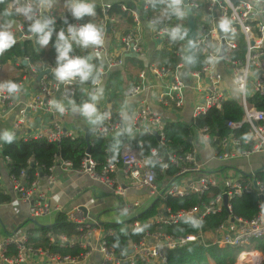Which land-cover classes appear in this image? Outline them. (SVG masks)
Segmentation results:
<instances>
[{
	"label": "built area",
	"instance_id": "1",
	"mask_svg": "<svg viewBox=\"0 0 264 264\" xmlns=\"http://www.w3.org/2000/svg\"><path fill=\"white\" fill-rule=\"evenodd\" d=\"M56 1L63 4L62 16L53 13ZM28 4L33 6L37 18L54 17L56 21L67 17L73 25L83 24L67 12L66 0H11L7 7L18 17L16 43L35 39L28 29L31 22L16 11ZM185 4L190 13L183 20L161 17L164 0H99L95 4L99 13L94 19L105 30V45L98 50L99 62L94 60L93 49L90 54L92 63L102 70L99 86L104 88V97L98 111L109 115L98 125H87L93 141L118 137L126 141L118 157L109 156L101 165L89 154H85L78 169L70 161L58 158L48 176L37 175L31 182L26 181V171L18 178L10 176L6 157L0 165V191L28 207L31 225L54 212L65 213L77 234L68 237L47 233L46 237L51 244L82 252L75 257L61 256L34 246L29 240V228L23 227L15 234L0 232V264H88L96 253L99 264H167L170 252L192 243L237 248L264 239V181L257 175L258 170L264 173V111L250 101L252 95L264 98V0H185ZM224 18L232 21L230 29L234 31L226 33L219 28ZM176 24L186 30L182 41H173L162 33ZM191 26L194 50L192 65L188 66ZM75 50L76 45L72 55H76ZM126 57L143 61L146 67L135 76H128ZM15 63L23 73L22 80L14 81L20 85L39 74L28 56ZM21 63H26L25 68ZM54 66L51 62L43 65L37 92L14 118L12 130L16 139L59 145L65 138L76 137L72 129L64 126V117L72 111L68 101L71 99L76 105L88 102V93L97 85L91 80L83 84L78 80L59 83L52 74ZM46 71L50 73L45 74ZM238 80L243 91L237 90ZM235 95L243 113L241 121H226V132L210 126L194 127L199 119L220 110ZM57 97L65 104L63 114L50 104ZM16 108L14 97L0 94V119ZM31 114L46 116L50 121L36 132L26 133ZM169 122L195 129L188 149L169 146ZM142 137L156 139V146L149 149L148 155L142 153ZM253 156L257 157L254 167L250 162ZM57 171L62 175L82 174L108 188L128 217L123 233L134 230L140 239L132 242L127 251L117 252L108 241L114 237V229L108 228L97 238L98 221L87 218L79 207L52 208L50 195L42 187L57 182ZM5 174L10 192L4 185ZM142 191L159 202L156 215L145 221L140 219L145 209L142 202L130 197ZM249 196L255 197L256 212L247 218L235 212L234 202ZM192 198L198 204L178 210L167 205L171 199ZM213 217L219 219L214 229L200 230L196 235L175 236L164 230L188 218L201 224Z\"/></svg>",
	"mask_w": 264,
	"mask_h": 264
},
{
	"label": "trees",
	"instance_id": "2",
	"mask_svg": "<svg viewBox=\"0 0 264 264\" xmlns=\"http://www.w3.org/2000/svg\"><path fill=\"white\" fill-rule=\"evenodd\" d=\"M8 0H0V15L2 19H6L9 15L7 12ZM96 15L99 11L95 8ZM67 18V17H66ZM68 22L70 20L67 18ZM64 19H56L54 27L56 30L65 29L67 25L63 22ZM83 24L92 22L95 23L94 17H84L80 20ZM54 37L50 41L53 44L52 53L57 55L54 47ZM37 45L35 47V45ZM88 49H78L76 55L88 56ZM46 51L40 46L30 40L24 41L22 44L14 45L4 54L0 55L1 63L8 60H14L23 55H30L33 62H38ZM250 101L258 109L264 111V98L257 95H252ZM243 113L239 104L238 96L227 101L220 110H213L208 117L198 120L197 126L209 125L212 129H219L226 132V121L239 122L242 120ZM194 129L192 126L182 124L179 122H169L166 125L167 141L170 147L177 149L182 147L188 149ZM145 145L142 149L144 155H148L149 149L156 146V139L154 137H142ZM126 139L118 137L111 141L101 138L94 140V144L90 148V154L93 159L98 161L99 165L105 162L107 157L106 152L110 150L111 154L119 155L124 146ZM88 149V144L84 137L65 138L59 145L48 143L45 140H30L23 142L16 139L11 145L0 143V163L7 157L9 160L5 161L7 173L10 176L18 178L22 171L27 172L26 181L31 182L38 177H46L50 174V168L55 165V161L59 158L70 161L73 167L80 168L82 159L84 158ZM258 175L264 180V173L259 172ZM12 200L10 195H5L0 191V204L9 203ZM235 211L237 214L251 217L255 213V197L249 196L243 199H238L234 202ZM215 222V220H214ZM109 228L115 230V235L109 238V243L116 249L117 252H125L128 250L130 244L140 239V234L137 232L123 233L121 231L122 224H108ZM172 230V228H171ZM177 235H186L189 233H197L198 229L190 223H181L177 228H173ZM47 233L54 235L64 234L72 236L77 234L68 220L65 213L57 214L56 221L52 226H36L28 230L30 243L34 246H40L49 249L53 253L61 256H78L81 254L80 249L60 247L56 244H51L46 237ZM259 251L263 255L262 263L264 264V239L253 240L250 244L235 250L232 248L222 249L217 246L204 247L198 243H193L190 246L178 250H174L169 255L167 264H236L238 253L242 251Z\"/></svg>",
	"mask_w": 264,
	"mask_h": 264
},
{
	"label": "crops",
	"instance_id": "3",
	"mask_svg": "<svg viewBox=\"0 0 264 264\" xmlns=\"http://www.w3.org/2000/svg\"><path fill=\"white\" fill-rule=\"evenodd\" d=\"M11 0H8L7 4ZM109 2L116 3L118 1L122 0H108ZM99 0H94V3L97 4ZM7 12H8V17L6 19H2V16L0 15V27L4 25H10V30L16 34V26H17V20L18 17L15 13L10 12L7 5ZM53 13L58 17L62 16L64 14V7L63 4L59 1H56L54 3V11ZM29 29V27H28ZM53 37L55 39V33L53 34ZM28 41V40H26ZM35 43L34 40H30ZM24 41L15 43L16 45L22 44ZM35 45V44H34ZM37 45H35L36 47ZM41 48V47H40ZM46 51V55L43 56L38 62H33L32 57L30 55H23L21 57H17L14 60H8L5 63H1L2 65V72L0 74V81L3 82L6 80H12V81H19L22 80L23 78V73L21 72L20 68L16 65L15 60L23 58V57H29L30 61L35 65V69L39 72L36 78L30 76L31 80L29 82H22L21 84V91L18 96L14 97V103L16 104L17 108L12 110V113L8 114L6 117H3L0 119V130L3 129H9L12 130V123L14 121V118L19 116V112H21L23 109L27 107V103L32 99L34 94L37 92L38 89V77L40 73L42 74L41 70L43 68V65L47 62H53L55 64L56 60V55L52 53L53 49V44L49 42L48 46L41 48ZM78 49H81L80 47L76 46L75 53L78 52ZM88 55L91 53V48L88 50ZM49 57V58H48ZM53 58V60H52ZM52 61H51V60ZM193 59V58H192ZM97 62H99V59L95 58ZM128 69V76L131 75H136L137 72L143 68L146 67V63L143 61H138L134 57H126L125 58ZM22 67L25 68L26 63H21ZM192 65V61H191ZM194 66V63H193ZM42 78V77H41ZM38 79V81H37ZM57 102H60V98H56ZM7 106L5 107V109ZM50 121L46 116L43 115H30L29 116V121L26 126V133H34L40 128H42L43 125L47 124ZM198 123L194 126L195 128H200L203 126H209V125H203V126H197ZM64 126L67 128H70L73 130L74 135L76 137H84L87 133V130H90L88 127L87 123L82 119V117L79 116V114L73 113L72 111L64 117ZM212 128V127H211ZM13 131V130H12ZM91 131V130H90ZM195 132V129H194ZM23 134V133H22ZM93 137H92V131L90 134V144L88 145L89 148H91V143L93 142ZM98 139V138H97ZM103 139V138H101ZM105 140V139H104ZM88 150V149H87ZM122 151V149H121ZM121 153V152H120ZM86 154H88L86 152ZM107 157L113 156V157H118L119 155H113L111 154L110 150L106 152ZM91 155V154H89ZM106 157V158H107ZM252 166L254 167L256 165L255 161H250ZM1 165V163H0ZM261 172V170H258V173ZM257 173V175H258ZM263 173V172H262ZM56 175L58 177L57 182L52 185V186H44L42 187L47 193L50 195V202L52 208H55L56 206H62L66 208L67 210L75 208V207H84L86 209V213L84 215L92 220H96L99 223V226H95V234L97 235V238L102 237L104 232L109 228L108 224H122L123 226L121 227V231L123 232V229L125 228V224L128 222V217L126 214H124L120 209H119V201L113 197L108 190V188L104 187L103 185L94 182L92 179L89 177L82 175V174H77V173H69L67 175H62L60 171L56 172ZM5 177V187L10 192L11 190V185L8 179V175H4ZM259 178H261L258 175ZM262 179V178H261ZM263 180V179H262ZM264 181V180H263ZM12 200L9 203L5 204H0V232L6 235L10 234H15L20 228H25L28 227L29 229H33L36 226H52L54 225L56 218H57V213H52L42 219H39L35 222V224L31 225L29 222V214H28V207L15 199L13 196ZM132 198H139L140 201L143 204V207L145 208L143 213L140 215L141 220H147L148 218H151L156 215L157 213V207H158V201L153 200L152 197L148 194L147 191H142L140 193H136L134 195H130ZM153 201V202H152ZM198 204V200L196 199H188V200H169L167 202L168 206H171L173 210H178L181 208H187L191 207L193 205ZM234 209H235V204H234ZM236 212V211H235ZM255 212H256V200H255ZM255 214V213H254ZM253 214V215H254ZM240 215V214H239ZM252 215V216H253ZM242 216V215H241ZM251 216V217H252ZM245 217V216H243ZM215 220V222H214ZM219 222V219L217 218H209L205 222L198 224L197 233H189V234H198L200 230L202 231H207L214 229V227L217 225ZM182 223H187L186 221H183ZM181 224V223H180ZM179 224V225H180ZM177 225V226H179ZM177 226H171V227H165L164 230L167 233L174 234L175 236H186V235H177L175 231H173V228H177ZM111 228V227H110ZM172 228V230H171ZM130 232H136L134 230L126 232L127 234ZM67 236V235H66ZM73 236V235H72ZM71 237V236H68ZM253 241V240H252ZM251 241V242H252ZM250 242V243H251ZM204 247L208 246H217L214 244H203L201 242H196ZM249 243V244H250ZM193 244V243H192ZM191 245V244H190ZM188 245V246H190ZM248 245V244H246ZM244 245V246H246ZM187 246V247H188ZM242 246V247H244ZM219 248H222L220 246H217ZM242 247H227V248H232L235 250H240ZM186 248V247H185ZM226 249V248H222ZM249 251H242L238 253L239 255L241 253H245ZM255 252L257 254V259L256 261L260 263V261L263 259V255L261 252L255 250L251 251ZM171 252L168 254V260H169V255ZM239 255L237 257L236 264H255V262L251 261L249 262V259L247 258V263H241V259L239 260ZM100 262V256L99 254H95L94 257H90L87 261L88 264H99Z\"/></svg>",
	"mask_w": 264,
	"mask_h": 264
},
{
	"label": "clouds",
	"instance_id": "4",
	"mask_svg": "<svg viewBox=\"0 0 264 264\" xmlns=\"http://www.w3.org/2000/svg\"><path fill=\"white\" fill-rule=\"evenodd\" d=\"M67 12L75 20H81L84 17H94L96 15L94 0H66ZM17 13L22 14L26 20L30 21L29 32L34 36L36 43L44 48L48 46L55 33L54 47L57 53L55 66L52 68V74L59 83L71 84L79 81L81 84L91 82L97 87L88 93L89 101L81 105L69 99L68 104L71 105L73 113L79 114L89 126L102 123L108 118V113L98 111V104L104 97V88L100 85L102 70L92 63L93 55L79 56L72 55L74 45L82 49H93L96 58H99L100 51L105 45V30L103 26L96 23L88 22L82 25H73L64 18L67 25L65 29L59 31L54 27L56 21L54 17H36L35 10L31 4L18 7ZM189 8L185 4V0H164V7L161 10V17L170 19L175 17L177 20H183L187 17ZM231 20L224 18L219 22V28L224 32L234 31L230 29ZM173 41H182L185 39L186 30L180 24L175 27H167L162 30ZM16 43V37L10 30V25L0 27V55L11 49ZM213 62L215 57L212 58ZM239 87L238 91H243V85L238 80L236 82ZM21 91V85L6 80L0 82V94H7L9 97H16ZM55 110L61 114L65 112V104L56 100L50 101ZM16 140V135L12 130H0V143L11 145ZM187 223L192 226H198V222L193 218H188Z\"/></svg>",
	"mask_w": 264,
	"mask_h": 264
},
{
	"label": "water",
	"instance_id": "5",
	"mask_svg": "<svg viewBox=\"0 0 264 264\" xmlns=\"http://www.w3.org/2000/svg\"><path fill=\"white\" fill-rule=\"evenodd\" d=\"M190 13V10L188 11ZM193 50H194V28L191 26L189 34H188V54H187V65H191L192 57H193ZM50 71H46L45 74H49ZM43 74H40L38 79L40 80ZM90 134L91 131L87 130V133L85 135V140L87 144H90ZM87 153L90 154V148L88 147ZM80 210H82L84 213H86V209L84 207H80ZM247 260V258H243L241 260V263H244ZM262 263V260L260 261L259 264Z\"/></svg>",
	"mask_w": 264,
	"mask_h": 264
},
{
	"label": "bare ground",
	"instance_id": "6",
	"mask_svg": "<svg viewBox=\"0 0 264 264\" xmlns=\"http://www.w3.org/2000/svg\"><path fill=\"white\" fill-rule=\"evenodd\" d=\"M251 257V258H250ZM257 254L254 252V253H250V252H245L241 255V257L239 259L243 260V258H250L249 259V262L251 261H255L257 259Z\"/></svg>",
	"mask_w": 264,
	"mask_h": 264
},
{
	"label": "rangeland",
	"instance_id": "7",
	"mask_svg": "<svg viewBox=\"0 0 264 264\" xmlns=\"http://www.w3.org/2000/svg\"><path fill=\"white\" fill-rule=\"evenodd\" d=\"M49 58V57H48ZM51 60V59H50ZM52 60H53V58H52ZM51 60V61H52ZM51 63H53V62H51ZM4 81V80H3ZM257 157H255V156H253V157H251V161H254L255 159H256Z\"/></svg>",
	"mask_w": 264,
	"mask_h": 264
}]
</instances>
